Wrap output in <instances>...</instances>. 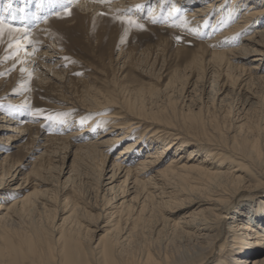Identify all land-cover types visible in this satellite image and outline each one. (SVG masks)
I'll list each match as a JSON object with an SVG mask.
<instances>
[{"label": "bare ground", "instance_id": "1", "mask_svg": "<svg viewBox=\"0 0 264 264\" xmlns=\"http://www.w3.org/2000/svg\"><path fill=\"white\" fill-rule=\"evenodd\" d=\"M205 1L174 0L170 18L165 17L163 28L172 35L188 34L194 40L195 50L186 59V67L193 74H202L206 67H211L219 75H228L232 87L239 85L237 87L246 89L251 96L245 97L244 104L248 108L246 113H250L258 104H264V0ZM109 2L107 6L99 3L87 7L129 10L150 1ZM166 2L160 1L152 7L150 19L161 17ZM179 4L187 12L177 22L176 13L181 11ZM211 19L212 28L206 35L205 26ZM47 25L44 23L39 28L45 30ZM212 33L215 34L208 37ZM17 35L25 37L28 43L32 37L24 30H18ZM251 57L256 60L252 66L249 64ZM34 62H39L37 55ZM40 79L44 85L47 79L43 74ZM150 89L151 97L160 96V90ZM82 93L81 110L96 114L89 128L50 136L46 140V156L38 158L15 188L23 194L31 185L32 192L16 197L10 206L5 204L9 198H0V264H264V135H257L256 128L241 119L225 132L204 126L206 132L192 140L188 136L190 140L186 138L188 145L184 147L183 138L177 133L171 134L176 130L173 124L157 122L143 113L142 102L125 106L107 93H92L90 88ZM110 108L117 111L106 114ZM9 121L18 123L13 118ZM148 121L151 126H158L138 134L136 130L140 124ZM97 123L102 131L93 140L91 135ZM13 128L23 133L33 127L28 124ZM84 132H88L86 138ZM162 136L168 139V136H176V139L165 142ZM146 138L154 143L151 150L145 146ZM123 142H126L125 146L109 165V155ZM69 148L76 149L73 164L67 172L71 179L53 184L46 177L57 169L53 157L57 151L63 154ZM143 149H148L145 157L137 161L135 157L130 158L133 153L140 155ZM174 149L181 152L165 164L166 157ZM3 150L0 156L5 155ZM203 150L206 156L198 161L194 154L198 156ZM185 151L189 152L188 156L184 155ZM227 153L230 154L226 158L229 167L214 163L216 158L219 161L225 159ZM22 166L20 160L11 162L10 155L3 158L0 194L4 190L1 186L8 179L15 180L13 177L23 171ZM58 175L64 176V170ZM70 180H80V184L90 187L84 189L85 195L79 190L81 193L75 204L67 198L61 200L72 187ZM75 186L72 188L76 190ZM89 196L100 203L95 206ZM87 208L98 210V214H90L94 228L83 233L81 227L76 226L79 221L74 219L79 213L83 215ZM33 209H48L53 213L49 217L53 218V224L64 214L62 223L45 227L33 222V225L25 226L23 219ZM106 216L115 221L111 230L101 227V220ZM149 220L158 236L163 232L170 234L165 238L166 246L160 244L157 250H152L145 245L141 248L134 245L136 236L148 230L146 223ZM103 230L105 233L94 246L95 238ZM11 238H17L18 242Z\"/></svg>", "mask_w": 264, "mask_h": 264}, {"label": "rangeland", "instance_id": "2", "mask_svg": "<svg viewBox=\"0 0 264 264\" xmlns=\"http://www.w3.org/2000/svg\"><path fill=\"white\" fill-rule=\"evenodd\" d=\"M109 1L78 0L74 3L71 0H0V13L6 17L4 32L0 36V151L5 148L3 150L5 155L0 156V163L6 155H10L11 162L20 160L23 164L21 167L23 171L13 177L15 180L8 179L1 186L4 190H1L0 198H9L5 200L7 206H10L16 197L32 192L31 185L23 194L15 191V188L21 183L19 179L24 177L23 174L29 172L38 158L45 155L48 147L46 140L50 136L60 132L68 135L73 129L89 128L88 125L90 126L96 114L86 113L80 108L81 94L86 88H90L92 93L113 95L125 106L142 102L143 113L153 117L157 122L173 124L176 130L170 133L179 134L183 138L184 147L192 137L199 138L206 132L204 126L225 132L241 119L249 122L250 126L253 125L257 135H264L263 103L255 106L250 113H246L245 109L248 108L244 104L245 97L251 95L246 89L237 87L239 85L232 87L229 81L231 79H227L228 75H219L211 67H206L202 74H193L186 67V59L196 47L194 40H191L188 34L172 35L167 28H163V22L170 18L168 15L174 0H167L161 17L152 19H150L152 7L163 0H149V4H145L147 6L139 4L129 10L87 7L89 4L99 3L107 6L110 4ZM207 1L209 0L205 2ZM179 6L181 11L176 13L177 22L181 21L187 12L182 5ZM10 12L13 13L14 19L9 15ZM28 19L30 21H27ZM44 23L48 24L45 30L39 28ZM211 24L212 19L206 23V35L211 31ZM18 30L31 34L29 43L25 41V37L20 38L17 35ZM213 34L215 33L208 37ZM33 49V52H28ZM30 55H37L39 62H34L35 56ZM255 63L254 59L249 62L250 66ZM42 74L47 79L44 85L40 83ZM150 88L160 90V96L151 97ZM68 103L73 105H67ZM106 111L105 113L109 114L116 112L117 109L110 108ZM11 118L18 123L11 124L13 122L9 121ZM28 124L33 127L31 131L20 133L19 129L13 128L14 125L23 128ZM140 125L141 127L136 130L140 135L158 126H151L149 121ZM99 131L101 132L102 128L97 123L91 135L93 140L97 138ZM152 131L155 133V130ZM86 134L88 132L83 133L85 138ZM138 134H135V137ZM168 137L169 139L162 136V139H165V142L176 139V136ZM146 139L145 146L151 150L154 143L149 138ZM125 143L116 146L109 155V165L119 155ZM148 149L146 151L143 149L138 156L133 153L130 158L135 157L137 161L145 157ZM75 150L69 148L63 151V154L57 151L53 157L57 169L54 173L44 174L51 182L53 181V184L59 181L65 183L71 179L70 172H67L73 164ZM178 152L181 151L176 149L171 151L165 159V164L170 157L177 156ZM183 153L185 156L189 155L188 151ZM200 154L198 156L194 154L198 161L204 159L206 151L203 150ZM229 155L227 153L225 159L221 161L216 158L214 163L217 162L218 165L223 163V167H229L227 160ZM62 170L64 176H59ZM54 179H57V182H54ZM29 181L32 182L33 178L30 177ZM78 184L80 180H70L69 185L72 187L76 185V190L70 187L61 200L67 198L71 204H75L80 193L84 192V189H90L84 183ZM83 194L85 195V192ZM89 198L92 199L93 196ZM93 199L91 203L95 206L100 203L99 200ZM62 207L64 208V205ZM83 212L86 213L77 214L74 221H79L76 226L79 225L84 233L88 228H94L91 225L92 216L97 215L98 210L87 208ZM52 215L48 209H33L26 213L23 223H26L25 226L35 223L45 227L62 223L64 214L61 215V220L56 219L54 224L53 218H49ZM67 215L68 213L65 214ZM114 223L115 221L106 216L101 220V227L111 230ZM152 225L151 220L147 221L148 230L145 228L142 235L136 236L134 245L140 248L145 245L152 250L158 248L157 245L160 244L166 246L165 238L170 234L163 232L158 236ZM133 226L134 223L130 228ZM104 231L97 235L94 246L98 244ZM11 239L15 243L18 242L17 238ZM134 245L132 247H135Z\"/></svg>", "mask_w": 264, "mask_h": 264}, {"label": "snow or ice", "instance_id": "3", "mask_svg": "<svg viewBox=\"0 0 264 264\" xmlns=\"http://www.w3.org/2000/svg\"><path fill=\"white\" fill-rule=\"evenodd\" d=\"M9 15L13 16V19L15 18L13 13L10 12ZM5 23H6V17L2 13H0V36L3 35ZM13 30H17V29H13Z\"/></svg>", "mask_w": 264, "mask_h": 264}]
</instances>
